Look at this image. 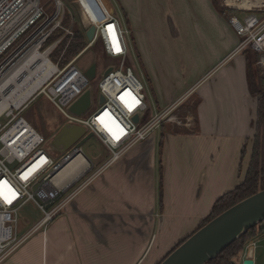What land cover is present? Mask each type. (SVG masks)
<instances>
[{"label": "crops", "instance_id": "crops-1", "mask_svg": "<svg viewBox=\"0 0 264 264\" xmlns=\"http://www.w3.org/2000/svg\"><path fill=\"white\" fill-rule=\"evenodd\" d=\"M84 1L96 20L105 16L101 0ZM213 10L212 28L219 32L214 40L220 41L216 52L198 78L181 83L165 101L170 104L192 89L195 130L179 134L161 128L157 147L150 137L85 178L62 213L2 264H159L199 229L221 195L241 183L249 158L239 165L240 152L253 134L255 103L247 89L245 58L232 54L239 38L227 15ZM80 158V172L95 168ZM260 226L262 234L233 258L235 264L247 258L264 264V221Z\"/></svg>", "mask_w": 264, "mask_h": 264}, {"label": "built area", "instance_id": "built-area-1", "mask_svg": "<svg viewBox=\"0 0 264 264\" xmlns=\"http://www.w3.org/2000/svg\"><path fill=\"white\" fill-rule=\"evenodd\" d=\"M54 2L53 10L47 11L41 0H0L2 68L13 63L31 47H35L45 61L51 63V68L32 95L19 107L10 108L0 115V119L7 118L4 124L0 123V187L6 185L15 193L11 203L0 196V264L14 255L32 234L39 229L44 230L62 213L74 195L86 185L84 178L90 171L88 165L78 175L62 174L71 161L78 156L83 157L81 147L77 148L73 144L63 152L52 151L48 147V140L21 116L28 104L43 95L65 123L81 126L86 133H92L110 154L107 162L97 169L98 174L133 147L149 139L162 124L180 125V120L172 114L192 94L190 89L185 96L162 111L148 116L150 107L143 86L126 62L129 56V32L124 29L120 19L113 15H105L96 20L87 6L82 12V18L89 24L85 30L90 26L95 27L93 39L88 40L87 46L66 64L59 66L53 63L50 56L62 39H57L45 49L43 47L52 34L62 28L65 12L61 0ZM226 5L234 7L227 0ZM251 10H259L264 14V3L248 10L240 9L241 12ZM228 21L239 38L232 54L245 49L259 54L257 65L264 74V18L252 24L241 21L237 16L229 17ZM96 41L100 43L103 54L116 63L108 67L98 79V98L103 97L104 100H99L98 107L91 111L93 80L75 63ZM87 90L91 92L88 110L80 115L70 112V106ZM135 115L138 116L137 122L133 121ZM27 202L34 203L43 216L26 233L20 235L19 211Z\"/></svg>", "mask_w": 264, "mask_h": 264}, {"label": "rangeland", "instance_id": "rangeland-1", "mask_svg": "<svg viewBox=\"0 0 264 264\" xmlns=\"http://www.w3.org/2000/svg\"><path fill=\"white\" fill-rule=\"evenodd\" d=\"M41 1L47 11L53 10L54 0ZM61 1L65 12L61 25L62 28L58 29L62 35L57 39H62V41L65 38L71 39L74 35V29L79 28L83 31L84 47H86L88 40L85 34V27L87 28L89 24L82 18V12L86 10L87 1ZM210 2V0L100 1V4L104 6V9H102L105 15H113L119 18L124 29L129 32L127 34L128 62L143 86L151 111L150 115L162 111L175 102L173 101L170 104H168L169 102L165 103L166 99L178 93V87L182 86L181 83L184 81L190 82V80L198 78L205 70L209 57L214 54V51L216 52V45L220 41L217 40L215 42L214 38L219 36V32L215 31V28H212V25L216 22L211 16L210 9L214 10ZM216 2L219 9L226 12L225 14L228 18L237 16L241 21L249 24L264 18V14L260 13L259 10L241 12L238 7L232 8L226 5V0H216ZM63 21H66V25H64ZM67 31H69V34ZM57 39L51 37L47 40L43 49L49 47ZM62 54H52L50 60L62 66L60 63ZM115 63V60L107 58L103 54L98 41L77 59L75 65L83 71H86L95 64L91 111L98 107L97 81L101 74ZM12 64L10 62L9 65L2 68V63H0V69H3L0 71V74L5 73ZM203 68L204 70L202 71ZM194 97V93L189 95L172 114L180 120L181 124L164 123L162 131L165 133L179 132L181 134L190 133L195 130ZM21 116L42 134L46 140L52 139L65 123L63 117L43 95H39L28 104L22 111ZM6 121L7 118L5 117L0 119L1 124H4ZM187 124H191V126H187ZM160 132L161 128L154 131L151 136L155 139L154 143L156 147L160 138ZM81 152L82 156L90 162L91 167H95L92 168L93 170L104 164L110 157L108 150L94 136L81 145ZM247 158L248 152L244 157V162ZM93 170L85 178L91 174H96L97 170L94 172ZM42 216L43 213L34 203L27 202L24 204L19 211L18 231L20 234L33 227ZM38 232V234H41L42 229H39Z\"/></svg>", "mask_w": 264, "mask_h": 264}, {"label": "water", "instance_id": "water-1", "mask_svg": "<svg viewBox=\"0 0 264 264\" xmlns=\"http://www.w3.org/2000/svg\"><path fill=\"white\" fill-rule=\"evenodd\" d=\"M95 27L86 30L87 40H92ZM86 76L93 80L95 64L85 71ZM103 102V97L99 98ZM91 105V92L87 90L69 108L73 114L80 115ZM138 116L133 117L137 122ZM93 137L92 133L78 125L63 124L58 132L48 140V147L57 153L63 152L71 145L80 148L83 143ZM74 158V157H73ZM264 221V189L256 194L234 204L204 226L195 231L159 264H206L218 257L222 251L241 235ZM242 264H254L251 258L243 260Z\"/></svg>", "mask_w": 264, "mask_h": 264}, {"label": "trees", "instance_id": "trees-1", "mask_svg": "<svg viewBox=\"0 0 264 264\" xmlns=\"http://www.w3.org/2000/svg\"><path fill=\"white\" fill-rule=\"evenodd\" d=\"M213 8L218 14L225 16V11H221L218 7L216 0H210ZM66 20V19H65ZM66 25V21H63ZM60 30L55 31L51 37L57 39L61 36ZM50 37V38H51ZM49 38V39H50ZM48 39V40H49ZM84 47V34L79 28L74 29V35L71 39L65 38L52 52L63 53L60 63L61 65L66 64L69 60L74 58ZM245 58L246 63V84L250 96L254 99L255 113L252 120L253 134L250 141L247 139L240 152V163L244 160L247 155V143L251 144L250 153L248 155L247 168L241 183L236 185L232 190L221 195L213 204L209 215L202 221L199 228L204 226L214 217L221 214L223 211L233 206L234 204L248 198L257 192L264 189V74L260 67L257 65L259 54L253 52L250 49H245L240 52ZM51 54V55H52ZM127 65H129L127 59ZM130 66V65H129ZM149 110L148 116L151 114ZM160 112V111H158ZM150 113V114H149ZM162 124L161 128H163ZM162 149V141L159 145ZM161 151V150H160ZM161 153V152H160ZM160 165V163H159ZM160 167V177L162 178V168ZM159 203L162 204V194L160 192ZM261 223L250 229L248 232L241 235L232 244L225 248L217 258L209 261L206 264H235L233 258L244 250L245 246L255 238H258L263 228L260 226ZM180 245V244H179ZM178 246V245H177ZM175 246L172 251L177 247ZM168 255V254H167Z\"/></svg>", "mask_w": 264, "mask_h": 264}, {"label": "bare ground", "instance_id": "bare-ground-1", "mask_svg": "<svg viewBox=\"0 0 264 264\" xmlns=\"http://www.w3.org/2000/svg\"><path fill=\"white\" fill-rule=\"evenodd\" d=\"M237 1L227 0L230 5L247 10L264 3V0ZM50 68L51 63L46 62L44 56L35 47H31L16 59L5 73L0 74V115L10 108L22 105L32 95ZM83 165V160L77 157L67 165L62 174L66 176L77 174L82 170Z\"/></svg>", "mask_w": 264, "mask_h": 264}, {"label": "snow or ice", "instance_id": "snow-or-ice-1", "mask_svg": "<svg viewBox=\"0 0 264 264\" xmlns=\"http://www.w3.org/2000/svg\"><path fill=\"white\" fill-rule=\"evenodd\" d=\"M0 196H2L7 203H11L12 199L15 197V193L5 185L0 187Z\"/></svg>", "mask_w": 264, "mask_h": 264}]
</instances>
